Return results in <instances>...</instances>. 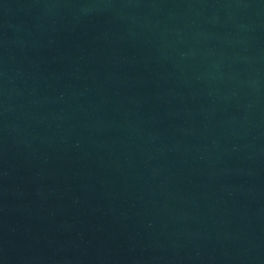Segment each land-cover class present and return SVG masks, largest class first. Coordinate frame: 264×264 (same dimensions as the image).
I'll list each match as a JSON object with an SVG mask.
<instances>
[{"label":"water","instance_id":"water-1","mask_svg":"<svg viewBox=\"0 0 264 264\" xmlns=\"http://www.w3.org/2000/svg\"><path fill=\"white\" fill-rule=\"evenodd\" d=\"M0 264H264V0H0Z\"/></svg>","mask_w":264,"mask_h":264}]
</instances>
